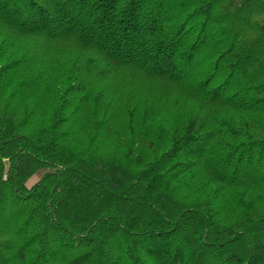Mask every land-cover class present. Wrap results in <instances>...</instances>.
Masks as SVG:
<instances>
[{"label":"trees","instance_id":"1","mask_svg":"<svg viewBox=\"0 0 264 264\" xmlns=\"http://www.w3.org/2000/svg\"><path fill=\"white\" fill-rule=\"evenodd\" d=\"M0 264H264V0H0Z\"/></svg>","mask_w":264,"mask_h":264},{"label":"rangeland","instance_id":"2","mask_svg":"<svg viewBox=\"0 0 264 264\" xmlns=\"http://www.w3.org/2000/svg\"><path fill=\"white\" fill-rule=\"evenodd\" d=\"M59 66V65H58ZM122 83V82H121ZM125 88H127V87H125ZM128 94V92L126 93V92H124V94H123V96H125V95H127ZM128 96L130 97V95L128 94ZM159 106V105H158ZM161 106V105H160ZM154 111L148 116L149 118L151 117V118H154L153 116H156L157 114H162L165 110H166V108L164 107V108H157V110L156 109H153ZM43 175V171H40V172H38V173H36L35 175H33L29 180H28V182H27V186L28 187H31V186H33L40 178H41V176Z\"/></svg>","mask_w":264,"mask_h":264}]
</instances>
